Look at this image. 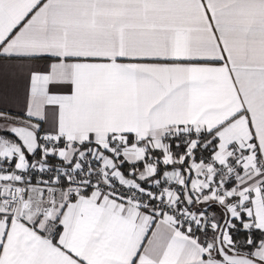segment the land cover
Here are the masks:
<instances>
[{
  "label": "snow or ice",
  "instance_id": "obj_1",
  "mask_svg": "<svg viewBox=\"0 0 264 264\" xmlns=\"http://www.w3.org/2000/svg\"><path fill=\"white\" fill-rule=\"evenodd\" d=\"M0 264H264V0H0Z\"/></svg>",
  "mask_w": 264,
  "mask_h": 264
}]
</instances>
